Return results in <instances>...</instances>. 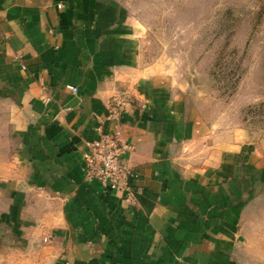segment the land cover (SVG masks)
I'll return each mask as SVG.
<instances>
[{"label": "crops", "instance_id": "1", "mask_svg": "<svg viewBox=\"0 0 264 264\" xmlns=\"http://www.w3.org/2000/svg\"><path fill=\"white\" fill-rule=\"evenodd\" d=\"M141 36L111 0H0V97L18 136L0 264H245L241 145L193 150L202 121L178 80L143 62ZM99 125L128 145L134 205L84 178Z\"/></svg>", "mask_w": 264, "mask_h": 264}, {"label": "rangeland", "instance_id": "2", "mask_svg": "<svg viewBox=\"0 0 264 264\" xmlns=\"http://www.w3.org/2000/svg\"><path fill=\"white\" fill-rule=\"evenodd\" d=\"M111 2L141 30L143 62L177 79L202 121L193 150L214 140L241 145L249 206L238 250L245 264H264V0ZM11 105L0 97V214L9 209L1 184L17 150Z\"/></svg>", "mask_w": 264, "mask_h": 264}, {"label": "built area", "instance_id": "3", "mask_svg": "<svg viewBox=\"0 0 264 264\" xmlns=\"http://www.w3.org/2000/svg\"><path fill=\"white\" fill-rule=\"evenodd\" d=\"M68 87L72 91L77 90L75 86ZM128 104L127 96L114 95L108 102L105 119L117 124ZM96 132V138L84 142L82 160L85 180L95 182L103 191H121L125 202L129 206L134 205L136 198L131 179L135 174L124 159L128 145L121 140L116 126L106 130L99 125Z\"/></svg>", "mask_w": 264, "mask_h": 264}, {"label": "water", "instance_id": "4", "mask_svg": "<svg viewBox=\"0 0 264 264\" xmlns=\"http://www.w3.org/2000/svg\"><path fill=\"white\" fill-rule=\"evenodd\" d=\"M4 236H5L4 233L0 235V250H2L6 246V243H7V241H5L4 239Z\"/></svg>", "mask_w": 264, "mask_h": 264}]
</instances>
